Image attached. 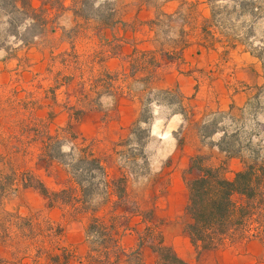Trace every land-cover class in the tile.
Wrapping results in <instances>:
<instances>
[{
	"label": "rangeland",
	"instance_id": "obj_1",
	"mask_svg": "<svg viewBox=\"0 0 264 264\" xmlns=\"http://www.w3.org/2000/svg\"><path fill=\"white\" fill-rule=\"evenodd\" d=\"M40 1L36 8L43 9L41 15L49 22L29 46L10 35L15 32L8 21L14 19L21 25V16L0 6V187L5 185L0 194V264H19L25 249L24 264L44 263L45 258L38 260L35 254L39 247L51 251L56 241L50 237L52 223L64 229L58 244L73 251L72 264H89V243L84 236L87 217L72 220L62 209L51 207L39 190L25 188L20 180L27 171L49 191L67 185L68 169L39 156L40 139L35 134L65 127L69 105H76L82 113L72 123L74 134L102 160L111 181V194L97 216L108 224L115 217L122 236L133 233L138 242L141 236L157 258L148 245L153 243L148 227L151 219L154 229L165 223L166 189L172 173L183 180L197 177L198 166L191 163L195 156L208 158L213 166L227 162L228 155L218 145L248 162L256 151L264 164V84L245 111L196 117L179 90L160 89L155 84L160 58L169 53L124 51L122 37L105 38L97 33L118 16L110 2ZM63 2L68 6L64 8ZM208 4L224 36L239 35L264 72V0H210ZM167 25L165 17L158 18L156 47L179 45V35L175 31L167 35ZM53 28L55 35L50 32ZM82 98L86 100L79 105L77 100ZM52 114L56 116L50 123ZM138 120L146 123L135 126ZM130 138L125 149L132 158L127 161L118 155L123 148L116 144ZM12 168L18 172L15 180L10 176ZM31 182L37 183L33 178ZM121 191L123 197L118 199L116 193ZM101 201L97 197L94 203ZM183 221L180 217L177 225ZM205 251L209 254L203 259L204 251H195L189 261L179 259L178 264H264V243L257 239ZM128 262L135 264L134 254Z\"/></svg>",
	"mask_w": 264,
	"mask_h": 264
},
{
	"label": "trees",
	"instance_id": "obj_2",
	"mask_svg": "<svg viewBox=\"0 0 264 264\" xmlns=\"http://www.w3.org/2000/svg\"><path fill=\"white\" fill-rule=\"evenodd\" d=\"M207 1L210 3V0ZM241 5L247 6L248 3L243 2ZM0 6L7 7V12L23 19L21 25H17L14 19L8 21V25L15 32L10 35L24 46L31 45L35 37L44 32L43 27L49 22L47 17L41 15L43 9L34 7L30 0H0ZM36 27L41 29L31 32ZM84 100L86 99H78L77 102L81 105ZM75 108L76 105L68 106V122L65 127L56 129L54 133L45 129L36 131L35 134L40 139L39 156L51 163L59 162L68 169L67 185L58 191H49L27 171L21 173L22 185L39 190L48 198L51 207L62 209L72 220L87 217L84 236L89 243L86 256L89 264H128L131 254L135 255V264H144L140 256V250L146 243L144 239L139 236L137 249L127 252L120 245L123 232L116 226L115 217L112 216L108 224L97 216L100 206L105 205L109 199L111 181L102 160L84 140L79 141L72 130V123L78 121L82 114ZM55 116H50V123ZM144 123L146 121L138 120L135 126ZM133 134L132 131L130 136ZM130 142L131 138L120 145L116 144V148H123L118 151V155L127 161L132 158L125 149ZM64 146H67V151L63 150ZM218 149L226 153L228 158L240 159L242 169L230 179L226 175V162L213 166L206 157L192 158L191 163L196 162L199 174L193 179H184L188 198L181 217L184 219V231L197 253L252 239L264 243V164L258 160L256 151H252L255 157L248 162L237 153L231 154L219 145ZM142 151L141 146L139 153ZM1 173L0 170V175ZM17 174V170L12 168L10 176H13V180ZM9 178L6 176L4 179ZM31 178L37 183H28ZM4 186L0 187V194L4 191ZM123 193L117 192V198L121 199ZM97 197L102 200L100 204L94 203ZM148 229L153 239V243L148 245L157 254L154 264H178L179 259L173 250L164 244L160 229H154L153 219L150 220ZM63 234V227L51 224L50 237L56 241H53L51 251H45L43 247L36 250L35 257L38 260L45 258L44 263L38 264H72L75 258L73 251L58 244ZM27 252L25 249L19 258V264H24Z\"/></svg>",
	"mask_w": 264,
	"mask_h": 264
},
{
	"label": "crops",
	"instance_id": "obj_3",
	"mask_svg": "<svg viewBox=\"0 0 264 264\" xmlns=\"http://www.w3.org/2000/svg\"><path fill=\"white\" fill-rule=\"evenodd\" d=\"M111 11L118 13L111 25H102L97 33L105 38L122 37L123 49L157 51L171 54L173 58H160L154 73L155 84L160 89L175 88L192 106L196 117L235 111H245L264 84V72L252 59L245 45L239 40L224 36L213 22L207 0H105ZM38 7L40 0H30ZM65 8L68 5L62 3ZM120 13V14H119ZM159 17L167 20V35L175 31L180 43L176 47H156L159 34L156 22ZM76 20V19H75ZM53 28L52 34H56ZM207 38V39H206ZM129 50H126L129 53ZM217 137L220 134H214ZM217 147V145H215ZM227 176L242 169L238 158L227 159ZM187 190L182 177L174 172L166 189L164 206L165 223L160 231L164 244L171 248L178 259L189 261L194 246L183 224L177 221L187 204ZM172 224H175L174 226ZM174 227V229H172ZM124 250L138 246V236L126 233L120 238ZM206 251L200 254L203 259ZM140 256L144 264H154V252L143 246ZM236 261V260H235Z\"/></svg>",
	"mask_w": 264,
	"mask_h": 264
}]
</instances>
